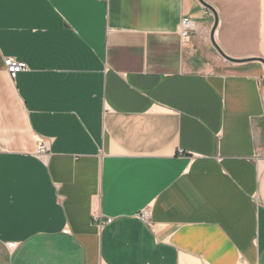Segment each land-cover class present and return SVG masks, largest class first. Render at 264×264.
Here are the masks:
<instances>
[{"label": "crops", "instance_id": "1", "mask_svg": "<svg viewBox=\"0 0 264 264\" xmlns=\"http://www.w3.org/2000/svg\"><path fill=\"white\" fill-rule=\"evenodd\" d=\"M205 1L228 58L200 0H0V264H264V0Z\"/></svg>", "mask_w": 264, "mask_h": 264}, {"label": "built area", "instance_id": "2", "mask_svg": "<svg viewBox=\"0 0 264 264\" xmlns=\"http://www.w3.org/2000/svg\"><path fill=\"white\" fill-rule=\"evenodd\" d=\"M194 28H195L194 22L190 18L184 17L181 22V30H180V34L182 38L184 39L188 38L191 32L194 30ZM4 65L6 72L8 73L9 77L13 80L18 76L20 72L28 69V65L26 62L17 60L16 58L11 56L4 58ZM48 153H49V148L47 146V143L45 142V140L40 139L38 143L37 154L43 158H46V156H48ZM142 217L145 219L146 214L142 213ZM112 220L113 218L108 217L104 222H102V224L111 223Z\"/></svg>", "mask_w": 264, "mask_h": 264}, {"label": "water", "instance_id": "3", "mask_svg": "<svg viewBox=\"0 0 264 264\" xmlns=\"http://www.w3.org/2000/svg\"><path fill=\"white\" fill-rule=\"evenodd\" d=\"M200 1L202 2L203 5H205L206 7L210 8L211 10H213V12H214V14H215V25H214V27H213V31H212V41H213L214 45L216 46V48L220 51V53H221L224 57L228 58V56H226V55L222 52V50L218 47V45H217L216 42H215V38H214V32H215V29H216V27H217V25H218V14H217L216 10H215L210 4H208L205 0H200ZM229 59H230V58H229ZM261 61L264 62V59H262Z\"/></svg>", "mask_w": 264, "mask_h": 264}]
</instances>
